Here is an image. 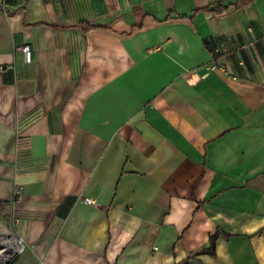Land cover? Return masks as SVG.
Instances as JSON below:
<instances>
[{"label":"crops","instance_id":"obj_1","mask_svg":"<svg viewBox=\"0 0 264 264\" xmlns=\"http://www.w3.org/2000/svg\"><path fill=\"white\" fill-rule=\"evenodd\" d=\"M9 227V264H264V0H6Z\"/></svg>","mask_w":264,"mask_h":264},{"label":"built area","instance_id":"obj_2","mask_svg":"<svg viewBox=\"0 0 264 264\" xmlns=\"http://www.w3.org/2000/svg\"><path fill=\"white\" fill-rule=\"evenodd\" d=\"M5 7H6V0H0V13L5 11ZM20 49L26 53V58L29 59L30 58V50L28 49V46L23 45V47H21ZM13 191H14L13 198L16 200L21 196L22 190H21L20 186L15 185ZM81 201L83 203H94V204L96 203L93 199H91L90 197H86V196H84V198H82ZM10 231H11V228H10ZM11 233H12V231H11ZM13 236L15 237V246H14L15 248L13 250V253L11 254V257L9 258V261L12 260L16 254H18V253H20L26 249L25 239L22 236H18L15 234H13Z\"/></svg>","mask_w":264,"mask_h":264},{"label":"bare ground","instance_id":"obj_3","mask_svg":"<svg viewBox=\"0 0 264 264\" xmlns=\"http://www.w3.org/2000/svg\"><path fill=\"white\" fill-rule=\"evenodd\" d=\"M8 242L5 245H2L0 247V264H5L7 263V261L9 260V258L11 257V254L13 253L14 250V246H15V237H9L8 239H6ZM12 241V242H11ZM0 242H2L0 240Z\"/></svg>","mask_w":264,"mask_h":264},{"label":"trees","instance_id":"obj_4","mask_svg":"<svg viewBox=\"0 0 264 264\" xmlns=\"http://www.w3.org/2000/svg\"><path fill=\"white\" fill-rule=\"evenodd\" d=\"M84 25H88V23L86 22H83ZM88 26H99V25H96V24H92V25H88ZM215 238H216V233H213L212 235L209 236V245L207 246H202L201 248H199V250H196V251H193V252H190L187 256L188 257H192L194 255H198L199 253H213V250H214V244H215Z\"/></svg>","mask_w":264,"mask_h":264},{"label":"water","instance_id":"obj_5","mask_svg":"<svg viewBox=\"0 0 264 264\" xmlns=\"http://www.w3.org/2000/svg\"><path fill=\"white\" fill-rule=\"evenodd\" d=\"M10 262H7V263H5V264H9Z\"/></svg>","mask_w":264,"mask_h":264},{"label":"rangeland","instance_id":"obj_6","mask_svg":"<svg viewBox=\"0 0 264 264\" xmlns=\"http://www.w3.org/2000/svg\"><path fill=\"white\" fill-rule=\"evenodd\" d=\"M7 262H9V260Z\"/></svg>","mask_w":264,"mask_h":264}]
</instances>
